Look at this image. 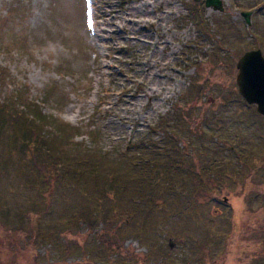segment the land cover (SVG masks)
<instances>
[{
    "label": "rangeland",
    "instance_id": "1",
    "mask_svg": "<svg viewBox=\"0 0 264 264\" xmlns=\"http://www.w3.org/2000/svg\"><path fill=\"white\" fill-rule=\"evenodd\" d=\"M221 1L0 0V113H40L66 162L125 182L182 164L150 192L145 228L133 194L118 201L129 219L106 224L101 199L102 217L69 225L91 188L3 141L0 264H264V118L237 85L240 58L264 55V0Z\"/></svg>",
    "mask_w": 264,
    "mask_h": 264
},
{
    "label": "trees",
    "instance_id": "2",
    "mask_svg": "<svg viewBox=\"0 0 264 264\" xmlns=\"http://www.w3.org/2000/svg\"><path fill=\"white\" fill-rule=\"evenodd\" d=\"M45 125L46 119L44 116L42 117L40 113L37 115L34 111L29 114L24 112L23 114L20 111H16L15 113V111L12 109H6L4 110V113H0V145L3 144V141H9V146L11 144V146H14V148L20 150L19 153L21 156H31V162L33 161L34 156H38V158L40 157L39 164L42 166H46L47 164L45 169H47L48 172L54 170L57 174L56 176H58V181H61L62 177H68L71 178L70 180L78 182L85 188H91L90 194L92 195L93 199L87 195L85 200L91 199L94 202L93 210H83L75 218L65 221V224L70 225L75 222V224L78 225V223H84L87 220L95 219L96 217V219H98V217H102L103 213H105L104 199L111 201L114 206L113 209L115 210L114 218H108L106 224L120 221L123 219V214L120 213V216L117 214L120 212L118 201L127 195L133 194L135 196H139V199L144 201L145 204H149L148 213L146 211L145 214L146 219H144L143 223H140V226H142L140 229L145 228L143 225H149L146 224V220L150 218L148 214H150V211L154 208V202L152 199L153 197L151 196L150 192L155 190V188H157L156 184L161 183L162 180H166L168 177L176 179L178 177H175L176 171L179 170L180 167L182 168L181 163L174 164L169 162L168 164L163 165V168L159 171L155 170L156 166L158 165L157 160L152 161L148 167H143L142 170L139 171L138 178L134 177L130 179L129 182L128 180L125 182L124 179L125 175L127 174L118 173L117 171H112V169H110L111 171H107L102 166L103 164L94 162V160L83 161L82 159L78 160V158H76L74 163L66 162L62 157L64 154L54 150V146H56L54 138L50 140L47 138L46 140L41 135V132L45 131ZM62 131L64 130H59V132ZM173 148L174 147H172V149ZM175 160L179 162L178 158L176 157ZM31 162H29V164ZM0 166L2 167L1 163ZM148 168H152L150 171L151 175L146 174ZM31 169L35 172V174L40 175L36 168ZM161 171L164 172L163 177L159 176ZM154 179L155 184H150V182H152ZM180 179L184 180V178ZM135 182L139 183V187L131 188V184ZM169 182L174 183V180H170ZM93 211L96 213L95 215L92 213ZM129 215H131L129 212H124L123 216L125 219H129ZM133 227L136 228L134 224ZM33 233L34 234L31 233L30 235V239H32L33 243H42V245H46V239L49 237V235L38 234L37 231ZM109 240L107 241L109 242ZM113 245L115 246V244Z\"/></svg>",
    "mask_w": 264,
    "mask_h": 264
},
{
    "label": "water",
    "instance_id": "3",
    "mask_svg": "<svg viewBox=\"0 0 264 264\" xmlns=\"http://www.w3.org/2000/svg\"><path fill=\"white\" fill-rule=\"evenodd\" d=\"M200 0H195L199 2ZM205 6L213 8L215 11L224 10L221 0H206ZM248 24H250V14L243 13ZM239 74L237 85L240 95L249 105H255L257 112L264 115V56L260 50L246 52L237 64Z\"/></svg>",
    "mask_w": 264,
    "mask_h": 264
},
{
    "label": "flooded vegetation",
    "instance_id": "4",
    "mask_svg": "<svg viewBox=\"0 0 264 264\" xmlns=\"http://www.w3.org/2000/svg\"><path fill=\"white\" fill-rule=\"evenodd\" d=\"M262 7H264V6H262ZM222 12H224V10H223ZM246 13H249V14H250V24H248V23L246 22L244 16H243V18H244V20H245V23H246L247 25L251 26V25H252V22H253V21H252V20H253V16H254L253 10H252V11H249V12H246ZM242 15H243V12H242ZM252 50H260L261 52L263 51L262 49H252ZM249 51H251V50H249ZM262 54H263V52H262ZM263 56H264V55H263ZM262 117L264 118V116H262Z\"/></svg>",
    "mask_w": 264,
    "mask_h": 264
}]
</instances>
